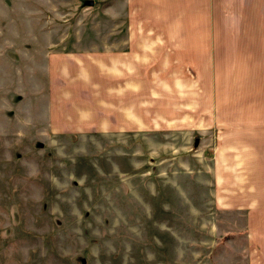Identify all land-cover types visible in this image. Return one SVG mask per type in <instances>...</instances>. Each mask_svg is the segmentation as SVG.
Segmentation results:
<instances>
[{
    "label": "rangeland",
    "instance_id": "obj_1",
    "mask_svg": "<svg viewBox=\"0 0 264 264\" xmlns=\"http://www.w3.org/2000/svg\"><path fill=\"white\" fill-rule=\"evenodd\" d=\"M130 15L0 0V264L264 262V50L177 64Z\"/></svg>",
    "mask_w": 264,
    "mask_h": 264
},
{
    "label": "crops",
    "instance_id": "obj_2",
    "mask_svg": "<svg viewBox=\"0 0 264 264\" xmlns=\"http://www.w3.org/2000/svg\"><path fill=\"white\" fill-rule=\"evenodd\" d=\"M114 3L119 8L128 5L130 16L146 25L147 43L140 48L158 49L163 60L165 51L172 50L179 52L177 59H183L177 64L209 67L212 62L228 64L221 58L228 56L227 51L264 50V0H114ZM135 32H140V26ZM145 61L148 65L152 60L146 57ZM259 220L263 226L264 220ZM252 231L249 224L250 237L264 238L259 231L255 234ZM259 251L261 247L254 249L255 255ZM259 256L264 259V253Z\"/></svg>",
    "mask_w": 264,
    "mask_h": 264
},
{
    "label": "water",
    "instance_id": "obj_3",
    "mask_svg": "<svg viewBox=\"0 0 264 264\" xmlns=\"http://www.w3.org/2000/svg\"><path fill=\"white\" fill-rule=\"evenodd\" d=\"M85 4L90 6V5H92V1H87Z\"/></svg>",
    "mask_w": 264,
    "mask_h": 264
}]
</instances>
